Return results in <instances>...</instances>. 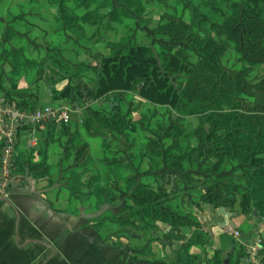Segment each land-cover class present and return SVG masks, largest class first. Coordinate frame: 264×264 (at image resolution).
<instances>
[{"label": "rangeland", "instance_id": "374dc122", "mask_svg": "<svg viewBox=\"0 0 264 264\" xmlns=\"http://www.w3.org/2000/svg\"><path fill=\"white\" fill-rule=\"evenodd\" d=\"M99 1L104 0L95 3ZM142 2L143 15L126 19L128 27H116L105 4L95 11V3L88 6L87 0H0V95L27 108L51 104L67 111L66 120L43 124L36 154L27 139H21L15 156L16 164L24 168L23 175L36 178L37 189L57 208L73 210L90 222L105 210L117 213L123 206H132L130 195L122 189L116 174L104 172L113 160L123 164L120 173L126 179L133 176L136 183L156 190L173 188L171 200L162 202L161 206L191 225L173 231L169 237L171 244L153 242L158 241L160 233L152 234L150 229L137 227L141 224L137 218L130 219L132 227H126L128 231L107 221L99 232L101 237L117 233L124 246L132 247L136 261L177 264L176 248L189 242L196 231L209 233L219 220L214 213L209 215L210 219L206 217L205 204L210 195L203 193L207 179L214 175L206 170L214 162L209 151L216 140L209 134L219 131L212 118L215 114H226L230 127L245 117L264 116V62L254 63L236 51L216 26L219 18L232 15L231 4L238 0H216V6L212 0ZM211 9L219 15L214 20L208 15ZM68 17L78 20L71 25ZM162 22L164 27L160 29ZM71 26L77 31H71ZM184 27L197 37H211L225 43L217 62L235 81H241L230 104L218 109L216 104L208 103L200 105L203 109L199 113L179 114L168 105L144 99L136 90L121 92L117 98L112 94L94 96L99 60L113 50L123 52L130 45L142 43L154 50L161 46L173 50L183 47L190 59L198 56L197 49L187 39H178V32ZM256 38L264 47V34ZM19 81L21 87L13 88L11 84L17 85ZM113 106L120 108L124 118L126 129L120 132L104 125L106 120H112ZM172 126L179 129L184 140L179 146L181 151L175 149L172 156L180 163L179 168H172L164 157L175 140L167 135ZM63 128L65 132L61 131ZM255 155L253 152L252 156ZM243 167L242 163L229 160L220 175L233 176L229 180L232 184L241 176ZM103 172L106 176H99ZM106 179L109 199L96 209L94 185L102 186ZM229 189L218 192L224 195ZM234 206L238 207L237 202ZM157 225L160 232L167 226L163 222ZM140 237L147 238L148 246L139 244ZM192 245H187L189 253L185 258L196 255L197 259L185 261L184 258L178 264H209L207 247L199 249Z\"/></svg>", "mask_w": 264, "mask_h": 264}, {"label": "trees", "instance_id": "16d2710c", "mask_svg": "<svg viewBox=\"0 0 264 264\" xmlns=\"http://www.w3.org/2000/svg\"><path fill=\"white\" fill-rule=\"evenodd\" d=\"M96 1L87 0V4L89 6ZM114 1L116 6H113L112 0L99 1L97 4L95 3L94 9L96 11L102 5H107L111 10V22H114L116 27L119 25L128 27L126 19H132L133 15L144 14L145 7L142 0ZM212 2L216 6V0H212ZM204 3L207 4V2ZM231 8L232 15L219 18L216 26L220 27V31L233 43L236 51H240L254 63L256 61L264 62V47L256 38V36L264 34V0H238L236 3L232 2ZM208 12L209 14H207L211 15L212 20L219 16L212 9ZM88 13L91 14L92 10H88ZM76 20H78L76 17H68L70 24L75 23ZM163 27L164 22L159 28ZM70 30L77 31V28L71 26ZM178 39H187L191 46L197 49L198 56L190 59L183 47L173 50L161 46L154 50L152 46L142 43L130 45L123 52L117 49L107 56H102L95 71L94 96L101 97L112 94L117 98L121 92L136 90L144 99L156 104L168 105L176 109L179 114L199 113L203 109L200 105L206 106L208 103L216 104L218 109H222L225 104H230L235 87H241V81L240 79L235 81L232 76L224 72L217 62L218 57L225 49V43L217 42L211 37H197L193 33L190 34L186 27L178 32ZM11 85L13 88L17 87L15 82ZM112 109V120H106L104 125L120 132L125 128L122 112L118 106H113ZM212 119L213 125L219 131L209 134L210 137L216 139L209 151L213 154L214 162L211 167L206 168L214 175L207 179L206 191L203 192L210 195L209 206L212 209L223 206L233 210L234 204L237 202L239 212L246 217L264 219V155L261 154L264 151V116L245 117L231 124L230 127V119L226 114H215ZM56 121L58 120H54L52 123ZM61 131L65 132V129L63 128ZM167 135L175 140L168 147L164 155L165 160L170 163L172 168H179L180 163L175 161L172 156L175 149L181 151L179 146L184 141L183 137L179 129L173 126L170 127ZM253 152L256 153L255 156H252ZM229 160L238 161L244 165L241 169V176L232 184L229 183V180L233 176L220 175ZM121 165L123 164L113 160L110 165H106L107 170L104 172L116 174L122 189L130 195L133 205L123 206L117 213L105 210L90 219L93 227L100 231L105 222L113 221L119 228L128 231L129 229L126 227H132L130 219L137 218L141 223L137 227L150 229L152 234L160 233L161 236L157 239L161 241V245L171 244L169 237L173 231L178 230L181 226L191 225L182 220L180 216L170 214L161 206L162 202L171 200L173 188L171 191L156 190L151 186L136 183L133 176L126 179V176L120 173L123 170ZM104 172L99 176H106ZM15 173L24 174V168L17 165ZM41 174L43 175V173ZM48 182V184L52 183L50 180ZM107 184L108 179L102 186L93 184L97 189L96 209H100L103 204L108 202L110 193L107 191ZM226 188H230L229 192L220 195L218 191ZM215 189L216 192L213 194L212 191ZM236 195H238V199ZM89 197L88 195L87 198ZM45 202L56 212L77 213L65 207L57 208L47 198ZM254 209L255 212H253ZM158 222L166 223L164 231L160 232ZM117 236V233H114L109 237H102V241L115 237L116 240L113 243L117 248H120L124 245ZM163 238L164 240H162ZM209 239L208 232L196 231L189 242L181 243L180 247L176 248L177 264L182 262L186 253H189L186 250L188 244L204 247ZM221 244V248L216 250V256L209 261V264H226L225 258L229 259L227 264H233L230 259L233 250L230 247H234L235 240L223 233ZM188 258L193 261L197 259V256L186 257L185 261ZM131 259L135 260L134 256H131Z\"/></svg>", "mask_w": 264, "mask_h": 264}, {"label": "crops", "instance_id": "0c3cea01", "mask_svg": "<svg viewBox=\"0 0 264 264\" xmlns=\"http://www.w3.org/2000/svg\"><path fill=\"white\" fill-rule=\"evenodd\" d=\"M20 87L19 81L17 88ZM42 128L43 125L37 128L38 137ZM24 132L21 131L18 137L16 153L21 139H27ZM46 198L37 189L36 178L23 174L15 176L7 197L0 198V264H145L143 260L131 259V246L117 248L112 239L103 242L92 222L77 213L54 211L45 202ZM205 208L208 211L207 218L214 213L219 219L211 226L210 239L204 245L210 253L209 261L216 256V250L221 248L223 233L235 240L234 247H230L233 250L230 255L233 264H242L240 254L244 243L253 241L257 236L264 242V219L248 218L236 206L233 210L224 207L225 212L231 214L225 224L226 217L217 213L219 207L213 209L214 212L208 204H205ZM229 228L238 230L239 237L228 233ZM153 242L159 244L160 241ZM144 243L148 246L147 238L140 237L139 244ZM225 260L228 263L229 259Z\"/></svg>", "mask_w": 264, "mask_h": 264}, {"label": "built area", "instance_id": "2783aa9c", "mask_svg": "<svg viewBox=\"0 0 264 264\" xmlns=\"http://www.w3.org/2000/svg\"><path fill=\"white\" fill-rule=\"evenodd\" d=\"M67 119V111L55 108L51 104L41 107L25 108L13 99L0 95V198L7 197L8 189L20 174L16 169V146L21 131H25L27 142L32 150H38L37 128L54 120ZM228 233L239 237L238 230L230 228ZM263 239L257 236L253 241L244 243L240 254L242 264H264Z\"/></svg>", "mask_w": 264, "mask_h": 264}, {"label": "water", "instance_id": "95a60500", "mask_svg": "<svg viewBox=\"0 0 264 264\" xmlns=\"http://www.w3.org/2000/svg\"><path fill=\"white\" fill-rule=\"evenodd\" d=\"M253 212H255V209L253 210ZM217 213H218V214H222L224 217H226V222H225V224H227L228 221H229V218L231 217V214L228 213V212H225L223 206H220V207L218 208ZM224 262L227 263V260H224Z\"/></svg>", "mask_w": 264, "mask_h": 264}]
</instances>
